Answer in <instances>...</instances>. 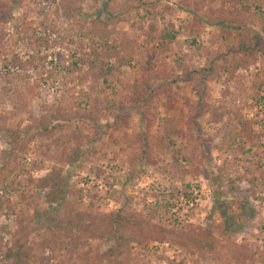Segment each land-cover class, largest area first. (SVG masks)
I'll use <instances>...</instances> for the list:
<instances>
[{
    "label": "rangeland",
    "instance_id": "1",
    "mask_svg": "<svg viewBox=\"0 0 264 264\" xmlns=\"http://www.w3.org/2000/svg\"><path fill=\"white\" fill-rule=\"evenodd\" d=\"M0 264H264V0H0Z\"/></svg>",
    "mask_w": 264,
    "mask_h": 264
},
{
    "label": "trees",
    "instance_id": "2",
    "mask_svg": "<svg viewBox=\"0 0 264 264\" xmlns=\"http://www.w3.org/2000/svg\"><path fill=\"white\" fill-rule=\"evenodd\" d=\"M147 84L148 83L145 80L141 84L136 85V86H132L131 88L133 90H135L136 92H138L140 89L145 88L147 86ZM49 129H51V127ZM49 129H48V125L43 128V130H45V132L49 131ZM223 204L224 203H221L218 199H215L214 210L216 209L220 213L221 218L225 221V226H227L229 228V226H230L229 224L231 223V221H230L231 219H230L229 214L226 211L225 207H223ZM113 217H115V219H112V223L115 224L116 226H118L119 228L124 229L125 227L123 225H121V223L116 220L118 218V216L115 215ZM118 220H123V219L121 217H119Z\"/></svg>",
    "mask_w": 264,
    "mask_h": 264
}]
</instances>
